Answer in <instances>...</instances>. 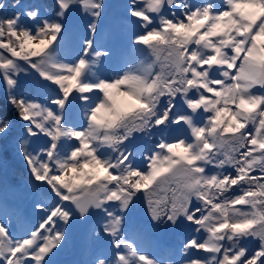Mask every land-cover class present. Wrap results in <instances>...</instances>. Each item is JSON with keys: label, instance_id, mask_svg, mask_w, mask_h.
<instances>
[{"label": "snow or ice", "instance_id": "6c2138e0", "mask_svg": "<svg viewBox=\"0 0 264 264\" xmlns=\"http://www.w3.org/2000/svg\"><path fill=\"white\" fill-rule=\"evenodd\" d=\"M111 7L0 0V88L44 197L34 222L0 213V264H61L77 224L78 264H164L143 248L162 227L188 233L167 264H264V0H123L111 35L145 58L109 69Z\"/></svg>", "mask_w": 264, "mask_h": 264}, {"label": "bare ground", "instance_id": "6f19581e", "mask_svg": "<svg viewBox=\"0 0 264 264\" xmlns=\"http://www.w3.org/2000/svg\"><path fill=\"white\" fill-rule=\"evenodd\" d=\"M24 1L25 0H22V2ZM115 1L118 0H106V2L110 5L113 2L115 4ZM15 2L16 0H7V3L9 5L14 4ZM12 11L13 9L9 7L8 14L10 15ZM100 29L101 30L98 36V42L102 47H106L112 52V56L109 58V60L106 61L105 66L107 68L111 69L120 67L125 58L131 59L134 63H138L140 59L145 58V53H131L129 51V49L127 48L126 34H122L119 38H113L111 35L112 27H110L106 23L100 26ZM81 34H83L82 28ZM158 68L159 66H157V70ZM28 83V81H25L26 85ZM3 90V88H0V117L12 120L13 130L7 137L0 138V213L7 211L10 214H22L26 216L30 221L34 222L37 217H35L33 214V204L37 199H41L44 197L43 193L38 188H36L34 182L31 179L27 166L25 165L21 155L17 151L18 140H16L17 135L15 130L20 131V122L18 121L16 116V109L12 104L8 102L7 94L5 100ZM7 111H9V115ZM13 160H17V162L22 167H24V169L26 168L28 173L25 172L24 175H19L17 174V172L13 173L11 171L12 167L11 169H9V167L13 164ZM17 176L20 177L17 178ZM48 202L51 203L50 200ZM86 229L87 226L81 224H77L74 227L72 243L61 254L60 262L63 261L61 264L65 263L66 261H72V263L78 264V262L76 263L75 261L80 260L79 262H83L84 260L89 258L87 255L88 242L86 238ZM151 235L154 236L153 234ZM154 239L155 238H153L152 241H147L144 244V247L146 245H150L147 252L149 253V255L159 260L157 254H152L153 246H155L154 244H152V242L154 243L155 241ZM155 248L158 252V248L156 246Z\"/></svg>", "mask_w": 264, "mask_h": 264}, {"label": "rangeland", "instance_id": "374dc122", "mask_svg": "<svg viewBox=\"0 0 264 264\" xmlns=\"http://www.w3.org/2000/svg\"><path fill=\"white\" fill-rule=\"evenodd\" d=\"M50 0H45V2L47 3H51V1L49 2ZM25 3H28V2H31V0H25L24 1ZM121 2L123 3L122 0H118V1H115V4L114 2L111 4L112 7L109 9V17L107 19V21L105 22L106 24H108L110 27L113 26V23L114 21L117 19L118 17V13L120 12V8L118 7V5L121 4ZM113 9V10H112ZM114 12V13H113ZM113 13V14H112ZM112 20V22H111ZM103 38V37H102ZM101 38V39H102ZM100 39V40H101ZM4 91V90H3ZM4 98L6 100V92L4 91ZM8 110V109H7ZM8 112V115H9V111ZM16 132V140H18V137H19V133L20 131L18 130H15ZM12 166L9 167V169H11V171L14 173V172H17V174H21V175H24L25 172H27L26 168L24 169V167H22L18 162L17 160H13L12 162ZM20 176H17V178H19ZM152 234L155 236H150V238L148 239V241H152L153 238H155L154 240V243L152 242V244H154L157 248H158V252L155 248V246H153V250H152V254H157L158 255V258L159 260H162L164 261V264L167 263L168 260H178L179 257L177 255H175V251L180 247L182 241L184 240L185 236L188 235V233L184 230V229H179V230H176V231H173L171 229H166V228H160V229H155L153 230ZM174 238V239H173ZM178 242V243H177ZM258 244L259 242L258 241H254L252 243H250L248 245V247L250 249L252 248H257L258 247ZM158 245V246H157ZM150 245H146L145 247L143 246L144 250L145 251H148ZM168 248V249H167ZM167 249V250H166ZM164 250V251H163ZM151 251V250H150ZM172 254V255H171ZM80 261V260H79ZM79 261H75L76 263L79 262ZM63 262V261H62ZM61 262V263H62ZM71 264L72 261H66L65 263L63 264ZM74 264V263H72Z\"/></svg>", "mask_w": 264, "mask_h": 264}]
</instances>
